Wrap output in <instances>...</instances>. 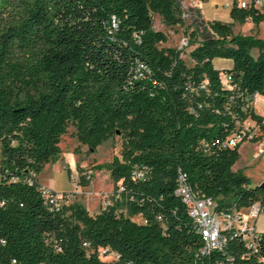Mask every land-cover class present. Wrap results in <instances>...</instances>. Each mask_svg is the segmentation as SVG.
I'll list each match as a JSON object with an SVG mask.
<instances>
[{"label": "trees", "instance_id": "16d2710c", "mask_svg": "<svg viewBox=\"0 0 264 264\" xmlns=\"http://www.w3.org/2000/svg\"><path fill=\"white\" fill-rule=\"evenodd\" d=\"M184 2L0 0V264H264V234L249 247L234 229L202 255L176 195L183 175L219 215L254 206L264 215V191L233 169L244 143L228 145L245 120L258 129L252 143L264 140L252 108L264 95V39L192 10L188 67L181 50L160 47L167 36L154 27L156 15L184 25ZM230 15L264 23L253 7ZM216 59L232 67L219 71ZM71 125L92 151L123 139L122 158L97 166L110 173L115 200L97 214L77 202L52 210L41 194L38 177ZM135 167L147 168L145 180H132Z\"/></svg>", "mask_w": 264, "mask_h": 264}, {"label": "rangeland", "instance_id": "374dc122", "mask_svg": "<svg viewBox=\"0 0 264 264\" xmlns=\"http://www.w3.org/2000/svg\"><path fill=\"white\" fill-rule=\"evenodd\" d=\"M230 1L232 0H204V5L210 15H217L215 19L223 23H230L233 19L230 10L225 8L227 4H232ZM190 2L191 0H185L184 3L187 14L192 12V10H188ZM192 18L187 17L182 26L170 28L163 24L160 16H154L155 29L164 32L167 36V43L160 45V47L181 50L182 59L188 67L194 64L190 58V53L194 48L193 42L190 40ZM260 26H255L250 22L245 24L237 22L233 26V31L235 35L264 39V24ZM187 38L190 40V45L181 49L182 41ZM251 54L256 57L257 50H253ZM230 66H232V62L229 60L216 59L214 61V67L219 71H224ZM60 148L62 153L59 158L47 164L44 171L39 175L40 183L59 191L57 193L77 195V199L80 198L81 202L91 212L100 210L103 197L106 194L109 198L113 195L114 185L110 179V173L107 170H98L97 166L112 162L114 157L122 158L123 139L120 135H117L103 143L96 151H92L87 146L80 144L76 137V129L71 125L68 134L62 138ZM258 148L253 143H246L242 150V160L237 166L251 180L253 187L264 183V153ZM77 149L78 151H76ZM82 176L91 177V184L88 189L80 185ZM243 220L251 226H256L258 234H264V215L261 214L256 221H251L248 219L247 214H244ZM134 221L139 224L144 222L140 217L134 218ZM103 259L107 262L111 260L110 257Z\"/></svg>", "mask_w": 264, "mask_h": 264}, {"label": "built area", "instance_id": "2783aa9c", "mask_svg": "<svg viewBox=\"0 0 264 264\" xmlns=\"http://www.w3.org/2000/svg\"><path fill=\"white\" fill-rule=\"evenodd\" d=\"M196 5V1H191L188 10H195ZM235 5L240 9H250L253 7L260 12H264V0H240L233 4H227L225 8L232 10ZM183 17L184 19L187 17H193V12L187 14L185 11ZM248 21L251 20L249 19ZM189 45V39H184L181 44V49H184ZM138 67L140 70H145V67L141 64ZM257 95L258 94L254 96V101ZM257 136L258 129L254 128V124L251 120H245L242 123H238V132L229 140L228 145L233 147L239 143H252ZM146 174L147 168L135 167L132 171L131 178L133 181H142L145 180ZM124 190L125 188L121 185L117 191V198L124 192ZM41 194L45 203L52 210H59L64 206L69 205L75 198L74 194L57 193L46 188L41 189ZM176 195L184 204L188 215L194 221L199 234L203 238L204 247L201 250L202 255H208L213 250L220 249L223 246L225 239L223 238L222 232L225 230H236L249 247H255L256 239L259 235L255 226H251L248 222H245L243 220V215L239 212L234 211L232 213L219 215L216 212L215 201L211 198L201 197L194 192L187 184L183 175H180L178 178ZM110 199L111 197L109 198L108 194L103 197L101 209L108 207L112 203V200ZM246 214L249 220L255 221L260 215V209L258 206H254ZM108 256L109 255L106 251H104L102 258H107Z\"/></svg>", "mask_w": 264, "mask_h": 264}, {"label": "crops", "instance_id": "0c3cea01", "mask_svg": "<svg viewBox=\"0 0 264 264\" xmlns=\"http://www.w3.org/2000/svg\"><path fill=\"white\" fill-rule=\"evenodd\" d=\"M191 1H193V0H191ZM194 1H196V8L195 9H198V10H200V12H201V15H202V18H203V20H205L206 22H210V21H218L217 19H215V17L217 16L216 14H213V15H210V13L205 9V2L204 1H199V0H194ZM235 2H238V0H232V1H230V3H235ZM231 11V10H230ZM210 16H213V17H210ZM248 22H250V23H252L251 21H248ZM236 23L237 22H235L234 20H232L229 24H232L233 26H235L236 25ZM262 24H264V23H262ZM261 24V25H262ZM260 26V25H259ZM261 27V26H260ZM243 36H245V35H243ZM253 50H257V56L256 57H254V58H257L258 56H259V50L258 49H253ZM252 50V51H253ZM252 53V52H251ZM232 66H230L229 68H231ZM261 104V105H260ZM252 108H253V110H254V112L257 114V115H259V116H261V117H263L264 118V95H257L256 96V98H255V101H254V103L252 104ZM247 143H250V142H247ZM253 144H255V145H257L259 148V150L262 152V153H264V140L262 141V143L260 144V143H253ZM244 145H246V143H244L242 146H241V148H240V154H241V159L240 160H242V157H243V153H242V150H243V148H244ZM240 162V161H239ZM238 162V163H239ZM238 163L234 166V171H239V170H241V168H237V166H238ZM38 181H39V179H38ZM39 184L42 186V188H46V189H48V190H50V191H53V192H59V191H56V190H54L53 188H51V187H48V186H46V185H43V184H41L40 183V181H39ZM89 187H87V189H88ZM82 198H84V197H82ZM75 200V201H74ZM73 202H77V203H79V204H81L82 206H84L91 214H97V213H99L100 212V210H98V211H96V212H91L89 209H88V207L83 203V202H81V200H80V198H78L77 199V195H75V198L73 199V201H71L70 202V204L71 203H73ZM261 215V214H260ZM256 221V220H255ZM255 229L257 230V228H256V226H255Z\"/></svg>", "mask_w": 264, "mask_h": 264}, {"label": "water", "instance_id": "95a60500", "mask_svg": "<svg viewBox=\"0 0 264 264\" xmlns=\"http://www.w3.org/2000/svg\"><path fill=\"white\" fill-rule=\"evenodd\" d=\"M264 191V183L259 186Z\"/></svg>", "mask_w": 264, "mask_h": 264}]
</instances>
